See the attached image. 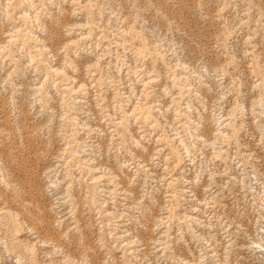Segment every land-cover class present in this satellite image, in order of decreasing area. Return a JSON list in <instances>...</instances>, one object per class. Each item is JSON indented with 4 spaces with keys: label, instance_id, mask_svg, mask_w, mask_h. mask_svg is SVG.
Wrapping results in <instances>:
<instances>
[{
    "label": "rangeland",
    "instance_id": "obj_1",
    "mask_svg": "<svg viewBox=\"0 0 264 264\" xmlns=\"http://www.w3.org/2000/svg\"><path fill=\"white\" fill-rule=\"evenodd\" d=\"M0 264H264V0H0Z\"/></svg>",
    "mask_w": 264,
    "mask_h": 264
}]
</instances>
